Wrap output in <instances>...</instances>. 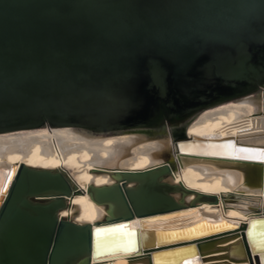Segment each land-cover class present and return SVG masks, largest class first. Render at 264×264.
<instances>
[{
  "label": "water",
  "instance_id": "obj_1",
  "mask_svg": "<svg viewBox=\"0 0 264 264\" xmlns=\"http://www.w3.org/2000/svg\"><path fill=\"white\" fill-rule=\"evenodd\" d=\"M261 88L264 0H0V133L160 129L181 140L194 114ZM12 169L0 185V264H77L97 253L106 234L98 228L195 210L176 202L173 186L161 180L175 170L168 159L113 168L114 183L88 185L90 198L108 207L92 224L58 214L84 192L63 171L23 163ZM255 173L264 188V166ZM201 221L141 230L157 243L146 264L201 251L208 237L164 244L156 237ZM250 224L264 234V218L249 220L246 235Z\"/></svg>",
  "mask_w": 264,
  "mask_h": 264
},
{
  "label": "bare ground",
  "instance_id": "obj_2",
  "mask_svg": "<svg viewBox=\"0 0 264 264\" xmlns=\"http://www.w3.org/2000/svg\"><path fill=\"white\" fill-rule=\"evenodd\" d=\"M262 89L194 114L184 123L182 141L172 139L168 131L153 135L152 129L92 133L40 127L0 133V185L5 169L13 165L14 174L19 163L63 171L84 192L74 195L58 214L77 224H92L108 216V207L90 198L85 192L88 185L114 183L113 168L146 169L168 159L175 170L161 180L173 186L176 202L195 210L185 209L183 215L165 220L128 219L126 228H109L112 231L101 238L97 253L77 264H146L148 252L157 244L149 237L153 229H176L199 220L181 230H158L156 237L158 244L208 237L201 251H189L178 259L162 255L156 264H264V234H255L252 224L245 233L249 220L264 218V188L261 176L255 177L264 160L242 159L249 154L238 151L264 152V94L257 92ZM229 144L232 147H225ZM143 229L149 234L141 237Z\"/></svg>",
  "mask_w": 264,
  "mask_h": 264
},
{
  "label": "snow or ice",
  "instance_id": "obj_3",
  "mask_svg": "<svg viewBox=\"0 0 264 264\" xmlns=\"http://www.w3.org/2000/svg\"><path fill=\"white\" fill-rule=\"evenodd\" d=\"M225 147H232L230 144L229 145H225ZM239 152L242 153H248L249 155L247 156H241L240 158L242 159H251V158H259L261 160H264V152H258L256 150H252V149H239ZM9 176L11 175L10 173L8 174ZM6 187V185H5ZM117 229H123L125 227H127L126 225H118L116 226ZM107 231H112V229H96L97 234L101 233V232H107ZM130 248L134 247L132 245L129 246Z\"/></svg>",
  "mask_w": 264,
  "mask_h": 264
},
{
  "label": "rangeland",
  "instance_id": "obj_4",
  "mask_svg": "<svg viewBox=\"0 0 264 264\" xmlns=\"http://www.w3.org/2000/svg\"><path fill=\"white\" fill-rule=\"evenodd\" d=\"M258 92V95H262V94H264V88L262 89V90H260V91H257ZM256 92V93H257ZM163 130H165V128L163 129ZM152 131H154V133L155 134H153V135H160V129H155V130H152ZM165 131H167V130H165ZM165 133V132H164ZM184 135H185V132L183 133ZM172 137V139L174 138L173 136H171ZM169 139L168 140H170V137H168ZM175 139V138H174ZM167 157L168 158H171L172 157V153H171V151H169V153H168V155H167Z\"/></svg>",
  "mask_w": 264,
  "mask_h": 264
},
{
  "label": "trees",
  "instance_id": "obj_5",
  "mask_svg": "<svg viewBox=\"0 0 264 264\" xmlns=\"http://www.w3.org/2000/svg\"><path fill=\"white\" fill-rule=\"evenodd\" d=\"M152 130H155V129H152Z\"/></svg>",
  "mask_w": 264,
  "mask_h": 264
}]
</instances>
